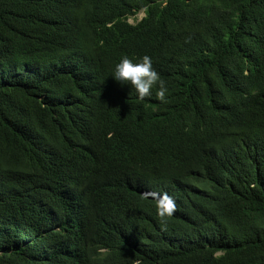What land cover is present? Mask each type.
<instances>
[{
	"label": "trees",
	"instance_id": "obj_1",
	"mask_svg": "<svg viewBox=\"0 0 264 264\" xmlns=\"http://www.w3.org/2000/svg\"><path fill=\"white\" fill-rule=\"evenodd\" d=\"M0 264H264V0H0Z\"/></svg>",
	"mask_w": 264,
	"mask_h": 264
},
{
	"label": "clouds",
	"instance_id": "obj_2",
	"mask_svg": "<svg viewBox=\"0 0 264 264\" xmlns=\"http://www.w3.org/2000/svg\"><path fill=\"white\" fill-rule=\"evenodd\" d=\"M112 78L120 84L131 85L138 99L152 95V88L157 86L155 95L162 102L165 100L166 87L164 81L153 67L152 59L148 55L139 57L135 62L127 56H122L114 65ZM145 197L155 201L158 217H170L175 211L176 204L166 192H145Z\"/></svg>",
	"mask_w": 264,
	"mask_h": 264
},
{
	"label": "rangeland",
	"instance_id": "obj_3",
	"mask_svg": "<svg viewBox=\"0 0 264 264\" xmlns=\"http://www.w3.org/2000/svg\"><path fill=\"white\" fill-rule=\"evenodd\" d=\"M142 17H143V13L142 12H139L134 17H130L128 21L130 23H134V22L140 20Z\"/></svg>",
	"mask_w": 264,
	"mask_h": 264
}]
</instances>
